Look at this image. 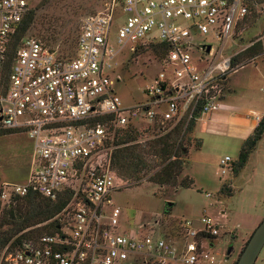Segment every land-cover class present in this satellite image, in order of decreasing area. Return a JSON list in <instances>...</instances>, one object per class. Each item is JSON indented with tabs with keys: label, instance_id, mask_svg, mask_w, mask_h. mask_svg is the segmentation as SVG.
<instances>
[{
	"label": "built area",
	"instance_id": "obj_1",
	"mask_svg": "<svg viewBox=\"0 0 264 264\" xmlns=\"http://www.w3.org/2000/svg\"><path fill=\"white\" fill-rule=\"evenodd\" d=\"M27 12V0H0V131L24 134L33 154L25 182L2 184L0 202L69 199L47 222L52 232L6 247L0 264H217L209 248L220 224L205 212L198 227L183 224L178 241L120 231L111 155L115 133L129 126L143 123L163 134L182 123L185 131L220 110L227 77L243 67L235 59L256 44L264 53V34L243 42L247 0H111L82 19L73 54L26 36L11 56L10 41ZM116 24L117 43L131 54L165 47L161 72L144 102L131 108L122 106L106 73L121 50L109 46ZM99 117L108 122L95 124ZM229 163L221 160L223 174Z\"/></svg>",
	"mask_w": 264,
	"mask_h": 264
},
{
	"label": "rangeland",
	"instance_id": "obj_2",
	"mask_svg": "<svg viewBox=\"0 0 264 264\" xmlns=\"http://www.w3.org/2000/svg\"><path fill=\"white\" fill-rule=\"evenodd\" d=\"M109 1L111 0H27L30 8L49 3L48 10L38 14L48 13L59 20L61 32L65 30L67 40L50 45L52 50L61 55L74 53L82 19L100 12ZM257 12L259 17L253 23L249 20L245 26V43L264 34V7L258 8ZM118 27L119 24L112 27L109 43L115 52L122 47L116 39ZM26 36L40 39L37 28L28 30ZM205 40L214 50L219 49L213 39ZM240 63L245 65L229 75L230 91L226 94L224 104L236 110L230 112L233 114L251 110L264 113V54L253 61L243 60ZM110 65L112 68L106 73L114 81L115 93L125 108L143 103L145 88L161 72V65L154 53L142 50L131 54L129 46L121 49L110 61ZM145 125L142 123L136 126L140 130L137 141L127 146L142 144L141 148H146L144 144L157 136L145 131ZM209 125L198 123L202 137L199 150L195 149L198 142L192 133L182 135V145L188 149L189 154L183 158L185 165L179 180L191 178L194 182L192 188L176 190L149 183L147 179L158 170L160 159L145 156L141 172L143 178L139 183L120 179V173L114 171L118 190L112 193L111 199L122 211L120 231L127 235L153 232L171 241H178L185 222L198 227L203 212L207 213L220 224V235L209 251L217 257V264H234L264 218V138L237 175L229 171L228 167L224 168L223 174L221 160L229 157L235 162L243 142L232 136L230 128H214ZM31 162V143L24 134L15 132L0 135V188L3 182L22 183ZM220 190L223 192L220 193ZM229 191L232 193L231 197L227 196ZM20 204L24 207L23 202ZM6 206L0 202V219L4 217ZM11 229V226H5L3 231ZM230 246L233 249L228 261H225ZM255 264H264V246Z\"/></svg>",
	"mask_w": 264,
	"mask_h": 264
},
{
	"label": "trees",
	"instance_id": "obj_3",
	"mask_svg": "<svg viewBox=\"0 0 264 264\" xmlns=\"http://www.w3.org/2000/svg\"><path fill=\"white\" fill-rule=\"evenodd\" d=\"M247 4L249 15L245 20V24H247L249 20L253 23L259 17L257 9L264 7V0H247ZM48 8V2L46 5H40L36 8H30L28 4V12L10 41L11 56H13V53L19 47L21 41L26 37L28 30L31 28H37L38 36L48 47H51L50 45L57 44L60 41L65 42L67 40L65 38V30L61 32L62 25L58 19H55L48 13L46 15L38 14L40 11L48 10ZM164 50V46L158 45L154 47L152 52L157 59H160L164 55ZM261 54H264L262 53L261 45L256 44L235 59L234 64H239L243 60L253 61ZM67 55L69 56L71 54H66L64 56ZM244 63L240 64L244 66ZM228 82L229 76L227 77L226 85H228ZM107 122L108 121L105 118L101 117L94 120L95 124H105ZM194 126L195 123L192 122L184 131L183 124L180 123L171 131L163 134L156 131V129L151 131L146 127L145 131H149L155 136L157 135L154 139L144 144V147L146 148H141L142 144L127 146V144L137 141V136L139 135L140 130L129 126L126 130L116 132L113 140V146H115V149L111 155V168L120 173V179H130L134 180L135 183H139L143 178L141 172L142 165L145 162V156H154L160 159V165L158 170L147 179L149 183L159 187L169 186L176 190L179 188H192L194 182L191 178L185 177L179 180V177L182 174L185 165L183 158L189 154L188 149L182 145V135L183 133H192ZM8 134H15V132L0 131V135ZM263 138L264 116L260 118L256 128L243 142L237 160L232 162L228 167L229 171L237 175L245 167L249 157L256 151ZM197 142L198 144L195 149L199 150L202 143L198 139ZM219 192L222 193L223 191L221 192L220 190ZM228 193L227 196L231 197L232 193L230 194V191ZM68 199L69 197L67 196H60L56 200L31 196L16 199L7 205L4 217L0 219V256L6 247L13 249L26 239L52 232L53 227L51 224H40L48 222L58 215L66 205ZM20 202H23L24 207H21L22 205ZM5 226H11L12 229L9 231H3ZM20 232L23 233L18 235ZM237 261L234 264H236Z\"/></svg>",
	"mask_w": 264,
	"mask_h": 264
},
{
	"label": "crops",
	"instance_id": "obj_4",
	"mask_svg": "<svg viewBox=\"0 0 264 264\" xmlns=\"http://www.w3.org/2000/svg\"><path fill=\"white\" fill-rule=\"evenodd\" d=\"M229 91H230V88H229V82H228L227 93H229ZM225 98H226V95L224 96L222 107L220 108L219 111L214 112L212 114L203 115L196 121L192 134L194 135V138L200 140L201 143H202V137L200 136L201 129L198 127L199 122L205 126L210 124L214 128L228 127L233 131L232 136L234 138H237L240 141L244 142L251 135L253 130L256 128L258 124L257 118H261L262 116H264V113L255 112L253 110L249 112L247 111L242 114L230 113V112H235L236 110H234L229 105L224 104ZM214 128H211V129H214ZM211 129L209 130L211 131ZM27 140L30 142L28 138ZM31 149H32V143H31ZM32 160H33V154H32ZM32 163L33 162H31V165L28 169V173L23 182H25L29 173L32 170ZM4 183H9V182H3L2 184Z\"/></svg>",
	"mask_w": 264,
	"mask_h": 264
},
{
	"label": "water",
	"instance_id": "obj_5",
	"mask_svg": "<svg viewBox=\"0 0 264 264\" xmlns=\"http://www.w3.org/2000/svg\"><path fill=\"white\" fill-rule=\"evenodd\" d=\"M263 246H264V218L254 230L253 234L248 240L236 264H255ZM232 249H233L232 246L228 248L225 255V261H228Z\"/></svg>",
	"mask_w": 264,
	"mask_h": 264
}]
</instances>
